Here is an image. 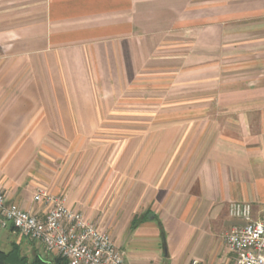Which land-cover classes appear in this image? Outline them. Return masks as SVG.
I'll return each mask as SVG.
<instances>
[{"label": "crops", "instance_id": "obj_1", "mask_svg": "<svg viewBox=\"0 0 264 264\" xmlns=\"http://www.w3.org/2000/svg\"><path fill=\"white\" fill-rule=\"evenodd\" d=\"M41 188L126 264H234L232 204L264 207V0H0V194L44 217Z\"/></svg>", "mask_w": 264, "mask_h": 264}, {"label": "built area", "instance_id": "obj_2", "mask_svg": "<svg viewBox=\"0 0 264 264\" xmlns=\"http://www.w3.org/2000/svg\"><path fill=\"white\" fill-rule=\"evenodd\" d=\"M34 202L46 207L44 217L9 203L0 194V231L13 228L68 264H126L111 236L86 221L80 211L69 208L66 198L41 188ZM230 215L239 222L224 237L234 264H264V207L255 217L251 204L234 203ZM190 264L202 263L193 260Z\"/></svg>", "mask_w": 264, "mask_h": 264}, {"label": "trees", "instance_id": "obj_3", "mask_svg": "<svg viewBox=\"0 0 264 264\" xmlns=\"http://www.w3.org/2000/svg\"><path fill=\"white\" fill-rule=\"evenodd\" d=\"M0 264H46V262L40 256H37L32 263H29L27 258L21 255L20 246L15 244L10 252L6 253L0 250ZM53 264H68V262L61 257H57Z\"/></svg>", "mask_w": 264, "mask_h": 264}, {"label": "rangeland", "instance_id": "obj_4", "mask_svg": "<svg viewBox=\"0 0 264 264\" xmlns=\"http://www.w3.org/2000/svg\"><path fill=\"white\" fill-rule=\"evenodd\" d=\"M96 138H98V136H96ZM20 248H21V255L26 257L29 263H32L37 256H40L46 262V264H53L54 260L57 257H59V256L50 255L49 253L46 252L45 249H43V247L37 246L36 244H33V242H29V241L23 243L22 247ZM11 250L12 248L10 249L7 247L3 248V251L6 253L10 252Z\"/></svg>", "mask_w": 264, "mask_h": 264}]
</instances>
